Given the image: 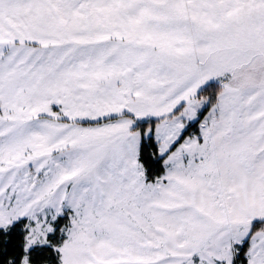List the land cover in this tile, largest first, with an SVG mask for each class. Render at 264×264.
<instances>
[{
    "label": "snow or ice",
    "instance_id": "obj_1",
    "mask_svg": "<svg viewBox=\"0 0 264 264\" xmlns=\"http://www.w3.org/2000/svg\"><path fill=\"white\" fill-rule=\"evenodd\" d=\"M0 264H264V0H0Z\"/></svg>",
    "mask_w": 264,
    "mask_h": 264
}]
</instances>
